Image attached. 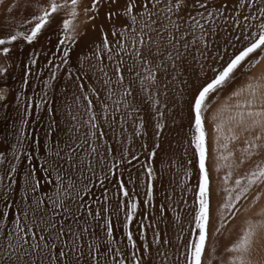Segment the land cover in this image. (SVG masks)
<instances>
[{
  "label": "snow or ice",
  "instance_id": "snow-or-ice-1",
  "mask_svg": "<svg viewBox=\"0 0 264 264\" xmlns=\"http://www.w3.org/2000/svg\"><path fill=\"white\" fill-rule=\"evenodd\" d=\"M81 4L82 0H45L43 4L14 0L6 6L8 16L0 21L4 33L0 57L5 61L0 65V82L7 85L12 76L14 65L9 62L14 60L18 45L23 53V45L37 42L63 11L66 16L56 25L62 65L69 63L70 49L87 31L76 23L81 14L98 34L90 54L78 59L76 73L68 69L67 78L76 75L79 81V73L91 71L99 84V91L90 86V95L82 97L86 102L83 118L77 121L69 111L66 128L58 131L56 111L46 107L53 103L47 90L54 87L49 81L56 79L55 70L42 81V97L20 91L29 85V73L36 64L32 58L36 53L28 54L18 88L11 93L20 116L14 125L16 142L11 157L0 151V264H205L203 251L211 221L218 217L223 224L235 217L240 211L237 203L247 199L254 186L264 184L261 160L229 186L234 166L243 165L245 157L251 160L264 153V73L251 71L264 60V0H90L82 9ZM197 68L203 79L193 83L188 75ZM242 78H246L243 83ZM31 87L35 90L37 85ZM77 87L83 93V86L77 83ZM10 91L0 88V102L7 100ZM222 92L235 102L228 105L226 100L211 116L215 170L229 169L221 178L223 203L213 211L203 121L209 105L215 104V97ZM92 97L99 102L97 106ZM181 98L187 106L188 130L181 194L174 208L175 190L165 189L163 181L167 169L176 167L175 161L169 164L164 153L159 179L153 164L158 151H163L160 141L166 118L177 123L175 102ZM80 102L77 97V107ZM33 107V123H43L45 117L48 121L44 130L47 155L40 160L39 171L23 147L31 135L24 128ZM42 109L45 116L40 114ZM130 123L135 138H145L140 147L146 153V163L134 149L129 150L133 144ZM149 126L154 140L150 148L145 130ZM105 129L111 133V141ZM241 136L243 147L228 151L229 142ZM38 140L37 135L32 144L38 145ZM112 143L119 146L116 155ZM236 152L241 153L238 164ZM133 161L140 168L135 176ZM98 170L104 180L115 177L116 204L111 211L110 189L105 188L102 198L91 195L94 180L103 187ZM125 172L131 190L123 182ZM157 194L163 199L157 200ZM260 195H253L243 210L242 225L225 246L228 256L222 264H264V205L253 211ZM182 213H186L183 219ZM137 215L141 219L134 236L131 225ZM170 226L176 229L174 235ZM219 231L217 226L212 235Z\"/></svg>",
  "mask_w": 264,
  "mask_h": 264
},
{
  "label": "bare ground",
  "instance_id": "bare-ground-1",
  "mask_svg": "<svg viewBox=\"0 0 264 264\" xmlns=\"http://www.w3.org/2000/svg\"><path fill=\"white\" fill-rule=\"evenodd\" d=\"M13 15H17V14L13 13ZM25 15H27V14H25ZM17 18L19 19L20 17L17 16ZM21 30H23V29H21ZM3 35H4V33L2 31H0V36H3ZM58 36H59V33H58L57 29L55 28L54 25H52V27L47 29V31H45L44 34L39 37V40L37 42H34L33 45L29 46V45L24 44L23 45V48H24L23 53H20V51H19L20 45H18L17 49L15 50L14 60L9 62V63H12L14 65V67L12 69H10L14 77L11 76L10 78H11V81H13V79L17 80L16 82L19 81V77L23 73V64H27V62H28V54L35 52L36 55L32 58L36 59V64L32 67V69L30 70V73H29V85H28V87L30 88V91L34 90V89H31L32 88L31 85L33 83H35L37 85L36 89L40 88L42 85V81L45 79H49L50 73L53 70H55L56 79L50 80L49 81L50 85H54V87L58 86V88H57L58 91L57 90L56 91L58 93L57 97L59 99V102L61 103V108L67 109L66 111H69V109H70L72 111V113H75V115L77 116V121H79L81 118H83V114H84V110H85V103L86 102H84L82 99L83 95H90V93L88 92V89L90 86L95 87L97 89V91H99V84L97 83V81L95 79H93L91 71H88L87 75H85L83 72L79 73V76L81 77L79 81H77L76 75H73L72 79H68L67 78L68 77V69L71 68L74 73L77 72L78 67H79L78 59L81 56H88L90 54V49L92 47V43L98 39V35H94V33H93V35L87 33V34H85V36L83 38L79 39L77 44L74 45L70 49V60H69V63L67 65L61 64L63 52H62V47L61 48L56 47V45L58 43ZM91 62H93V61H89V63H91ZM259 64H258L259 66L256 69H254V71H252L253 74L264 73V60H261V62ZM208 73H210V72H208ZM97 75H99V74L97 73ZM201 78H202V76H200L198 68L189 72L188 79L191 82L199 83L202 81ZM13 82L11 83L9 79L7 82V85L9 87H11V89H12L10 91L9 96H8L9 98H7L8 102H10L11 104L15 103L14 96L11 94L12 92H14ZM77 83L81 84L83 86V89H84L83 93H81L79 91V88L77 87ZM2 84H3V82H0V85H2ZM49 89H53V87H50ZM30 91H28V92H30ZM52 93H53V90H52ZM52 93L50 92V94H52ZM77 97H80V99H81L79 107H77L75 104V100ZM92 100H93L94 106H97L99 102L96 100V98L92 97ZM186 107H187L186 102H184L182 98L175 102L174 112H175V117H176L177 123L172 124L171 118H166L167 119V127L162 132V139L160 141L162 147L166 144V142L169 140V138L171 136L173 138V136H176V135L178 136V134L179 135L182 134V129L184 128V126H183L184 123H188V115H187V108ZM145 120L146 121L148 120V113L147 112L145 113ZM128 127H129V134L133 136V144L131 145L129 150L131 152L134 149L136 151V154L138 155L140 161L146 163V160H145L146 153H144L142 148L140 147V145L145 142V138L141 137L140 139H136L134 134L131 131V123L129 124ZM145 130L148 133L146 142L148 143L149 148H150L152 143L154 142V140H153V128L149 126V127H146ZM186 130H188V126L186 127ZM186 130H184L185 132L183 131L184 135L187 133ZM105 131H106L108 140L111 141V139H112L111 133L108 132L106 129H105ZM208 139H209V137H208ZM172 141H174V140L172 139ZM171 142L169 141V147H171V144H170ZM111 147L113 149V154L114 155L118 154V152L120 151L119 146L116 145L115 143H112ZM166 149H167V147H166ZM164 150H165V148H164ZM160 156H161V151H158V155L154 158L155 163L153 164L154 170L157 173V179H159V175H160V173H159V171H160V168H159L160 167V158H161ZM132 163L134 165V167L132 168V174L135 176L139 173L140 168H139V165L136 163V161H133ZM128 167H129L128 165H122V168H128ZM113 171L116 172L117 176H119V172L117 170H113ZM127 175H128V173L125 172L122 179H123V182L128 186V188H131V185H129L128 181H127ZM112 178H111V209L116 204V188L114 187L115 177H112ZM138 199H142V198L138 197ZM157 200H160L159 194H157ZM139 211L140 210L138 209V212ZM122 219H123V216L121 215V220ZM140 219H141V217L139 215H137L134 218V222L131 225V230L133 231V234L138 227ZM120 230L122 231V229H120ZM97 231H99V229H97ZM149 238H150V234H149Z\"/></svg>",
  "mask_w": 264,
  "mask_h": 264
},
{
  "label": "rangeland",
  "instance_id": "rangeland-1",
  "mask_svg": "<svg viewBox=\"0 0 264 264\" xmlns=\"http://www.w3.org/2000/svg\"><path fill=\"white\" fill-rule=\"evenodd\" d=\"M13 2H14V0H3V3H0V21H3L8 16L6 6H10ZM44 2H45V0H39L40 4H43ZM85 4H90V0H82L81 9L83 8V6ZM64 16H66V13L62 11L60 13V15L56 18V20L53 22V25L55 26L56 29H57L56 25H57V23H59L60 18L64 17ZM76 23L81 25L82 31H83V29H87V31L84 32L79 39L83 38L85 36V34H87V33L92 34V35L94 33V35H98L95 31L92 30L91 24L85 23V17L82 14H81L80 18L76 21ZM98 24H99V21H97V25ZM57 31H58V29H57ZM4 63H5L4 59L2 57H0V65H3ZM259 65H257L251 71H254V69H256ZM208 75L211 76V73H208ZM255 75H259V74L255 73ZM12 77H14L13 74H12ZM202 79H203V77L201 78V80ZM245 79L246 78H242L241 82L243 83ZM9 80L11 83L14 81L13 82L14 85L13 84L12 85L14 86L13 90L15 91L18 88V84H19L18 82H20V81L16 82L17 80H15V79H13V81H11V78H9ZM5 87H8V88H10V90H12L11 87H9L8 85H5L4 83L2 85H0V88H5ZM236 87H240V84H237ZM57 88H58V86L53 87V89H48L49 91L47 90L48 98H49V100H52L53 103L51 105H46V107L50 106L51 108H53L54 111H56L55 120L59 126V128H58V131H59L60 129L66 128L68 120H69L68 112L71 110L69 109V111H66L67 109L61 108V103L59 102V99L57 97V95H58V93H57L58 89ZM31 89H33V88H31ZM37 89L32 90L33 91L32 92V91H30V88L28 86H26L24 89H21L20 91L21 92L27 91L26 92L27 95L32 96L34 98L37 96L42 97L44 93L42 92L41 87L37 88ZM52 90H53V93H52ZM28 91H30V92H28ZM50 92L52 94H50ZM227 95H228L227 92H222L218 96H216L215 97V99H216L215 104L209 105L208 111H206L204 113V121L203 122H204L205 130L207 132V138L209 137V139H208L209 142L212 141L213 134H214L213 133V122L211 120L212 113L214 111H216V109L221 104H224L226 102ZM8 96H7V98H9ZM234 102H235L234 100H227L228 105H231ZM13 104L8 102V100H6L4 102H0V105H2V106H0V108H1L0 109V151H6V153L9 157H11V154H12V146L16 142V129L14 128V125L18 124L19 119H20L18 110L15 107L16 102ZM57 106H59V109H57ZM29 111L32 113V116L29 117V121L25 125L24 131L26 133H31V135L28 137V140L24 143L23 147L28 152V154L33 157V165L36 167L37 171H39L40 160H42L43 157L45 155H47L46 152L44 151L45 145H46V138L44 136V130H45V127H46L48 121H47V118L45 117V119L43 120V123H33V118L35 116V108L33 107V109H31ZM61 112L63 113V115H61ZM40 114H41V116H45V110L42 109ZM73 114H75V113H73ZM218 122L219 121H217V123ZM187 124L188 123H184V125H183L184 130H186V127L188 126ZM183 129H182V134H180V135L178 134V136L177 135L173 136V138L171 136L169 138V140L163 146L165 148V150L162 147L163 152L161 151V156H160L161 157L160 161H161L164 158V153L166 152L167 156H168L169 164L173 160L175 161V164H176L175 168L169 167L167 169L166 175H165L164 181H163V186L165 189H168L169 191H171L172 189L175 190L174 194H173V198H172V203H173L174 208L177 207L176 201L179 199L180 194H181V188H180L181 175H182L181 165L183 164V161H184V141H185V135H186V134L184 135ZM224 134L227 135V126H225V133ZM37 135L39 137L38 145H33L32 140L34 138H36ZM172 139L174 141H172ZM243 139H244V137L241 136L239 140L235 141L237 146H240V148L243 146ZM169 141L173 142V143L172 142L170 143L171 147H169ZM166 147H167V149H166ZM262 154H264V153H262ZM21 155H23V153H21ZM18 167H19V165H18ZM159 173H160V171H159ZM97 174L100 176V179L103 180V187L99 186L100 181H97V180L93 181V183L96 185L91 190V195H92L93 199H95L96 197L102 198L105 188L111 190V178L112 177L110 176L109 179L104 180L103 175L99 172V170L97 171ZM15 187H16L15 195L18 197L19 196V185L17 184V186H15ZM129 189L131 190V188H129ZM190 197H192L191 194H189V196H188V201H189ZM87 198L88 197L85 196V200H87ZM159 199L162 200L163 196L159 195ZM96 207H97L96 205H93L94 209ZM109 207H110V211H111V191L109 193ZM13 211H14V209H13ZM180 211L181 210L179 208H177V212H180ZM185 215H186V213H182V219ZM167 216H168L169 220H171L172 213L168 212ZM113 223L115 224L114 220H113ZM175 231H176V229L171 228V226H170V232L172 235L175 234ZM135 234H136V230L134 232V236H135ZM120 239H121L120 235L117 234L116 240L119 242Z\"/></svg>",
  "mask_w": 264,
  "mask_h": 264
},
{
  "label": "crops",
  "instance_id": "crops-1",
  "mask_svg": "<svg viewBox=\"0 0 264 264\" xmlns=\"http://www.w3.org/2000/svg\"><path fill=\"white\" fill-rule=\"evenodd\" d=\"M207 141L209 146L207 170L210 177L209 187L211 192L212 208L213 211H215L218 206L223 203L225 193L223 191L224 185L223 180L221 178L229 171V169L222 167L219 172L215 170V160L211 154L212 141L209 142L208 138ZM236 148H240V146H237L235 142H229L228 151H233ZM240 156V152L235 153L237 164ZM261 160H264V154H262L261 156H254L251 160L245 157V163L243 165H239L238 167L234 166L231 169L232 180L230 181L229 186H231L232 181H234L237 176H243L248 170L255 166V163L257 161ZM257 192L261 193L260 200L255 205V208H253V211L259 209L262 205H264V184L254 186L247 194V199L242 198L237 203L236 207L239 208L240 211L237 212L235 217L228 219L227 222L223 224H221L218 217H215L211 221V224L207 229L206 245L203 251V260L205 264H222V261L227 258L228 254L224 251V248L238 234L245 216L243 210L249 206L252 196L255 195ZM233 195H235V193H233ZM188 203L190 205L192 204V197L189 198ZM225 216L228 217L229 214L225 212ZM217 226L220 227V231L216 233L215 236H213L212 233L215 231V228ZM213 248H215V251H213Z\"/></svg>",
  "mask_w": 264,
  "mask_h": 264
}]
</instances>
